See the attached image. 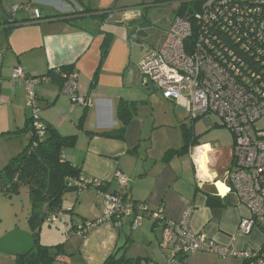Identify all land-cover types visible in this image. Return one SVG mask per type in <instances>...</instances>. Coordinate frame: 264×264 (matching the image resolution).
<instances>
[{
	"label": "crops",
	"instance_id": "1",
	"mask_svg": "<svg viewBox=\"0 0 264 264\" xmlns=\"http://www.w3.org/2000/svg\"><path fill=\"white\" fill-rule=\"evenodd\" d=\"M114 2L0 0V150L10 146L0 159L8 162L30 139L29 132L13 134L25 129L29 119L24 86L11 80L13 70L41 77L71 67L70 79L78 95L88 102L86 110L72 105L49 77L35 88L41 120L62 137L76 136L74 148L63 152L64 161L78 167L83 177L105 182L106 193L115 191L114 175L119 171L128 179L123 193L126 201L145 204L150 211L161 208L167 222H179L189 212L187 225L192 233L219 247L255 249L256 234L242 236L237 230L248 212L228 193L223 179L231 166L232 151L229 149L224 164L211 145L197 143L192 131L189 135L192 133L194 142H188V150L184 148L185 130V134L195 130L197 120H189L181 106L164 100L137 68L161 40L147 48L146 36L136 35L150 32L152 26L144 20L145 14L140 8ZM18 5L21 9L13 14L12 8ZM33 9L39 10L42 21H33ZM85 11L89 12L82 13ZM84 110L82 129H78ZM124 120L122 139L97 135L117 134ZM198 120L206 128L221 127ZM207 197L213 198L214 207L208 206ZM103 210L104 201L93 189L81 196L75 191L63 196L62 212L68 211L70 218L66 238L56 242L63 249L58 264H102L114 252L140 259V264H163L165 251L159 246L162 229L149 216L137 230H131L126 220L117 228L104 223L84 237L70 234L75 223L94 221ZM4 258L0 257V264H10V259ZM241 263L238 258L199 252L176 264Z\"/></svg>",
	"mask_w": 264,
	"mask_h": 264
},
{
	"label": "built area",
	"instance_id": "2",
	"mask_svg": "<svg viewBox=\"0 0 264 264\" xmlns=\"http://www.w3.org/2000/svg\"><path fill=\"white\" fill-rule=\"evenodd\" d=\"M190 1L196 7L190 11L191 17H175L160 44L137 68L164 100L181 106L189 120H216L231 133L232 162L223 179L228 193L248 212L238 223V233L249 236L256 229L262 236L260 246L245 250L219 247L188 229L189 212L179 222H167L161 208L150 211L145 204L126 201L123 193L128 179L119 171L114 175L113 193L104 191L103 181L81 178L74 182L78 196L95 190L104 201V210L94 221L75 223L73 233L84 237L104 223L117 228L126 220L131 230H137L149 216L162 229L159 246L165 251L163 264H176L199 252L238 258L243 264H264V133L255 128V122L264 116V0ZM20 9L14 6L12 13ZM33 15L40 18L39 10L33 9ZM222 34L234 43L232 48L221 44ZM240 52L255 60L259 73L244 63ZM11 80L23 84L30 126L36 137H43L46 125L40 118L35 88L44 80L27 77L19 68L13 70ZM61 92L72 105L88 106L72 79ZM58 214L52 215L50 222L62 217Z\"/></svg>",
	"mask_w": 264,
	"mask_h": 264
},
{
	"label": "trees",
	"instance_id": "3",
	"mask_svg": "<svg viewBox=\"0 0 264 264\" xmlns=\"http://www.w3.org/2000/svg\"><path fill=\"white\" fill-rule=\"evenodd\" d=\"M179 4V8L176 10L175 17L188 18L190 11L195 10V4L190 0H175ZM85 11L82 13H88ZM109 11L101 12V14L109 13ZM33 13V10H32ZM81 13V14H82ZM74 14V13H73ZM72 14V15H73ZM77 14V13H76ZM70 16V15H69ZM104 17L103 15L101 18ZM48 17H46L47 19ZM53 18V17H51ZM44 18L41 17L33 21H42ZM49 19V18H48ZM195 32V31H193ZM223 35V34H222ZM193 36H196L195 34ZM221 44L223 46L232 48L234 43L230 42L227 35H223ZM233 45V46H232ZM105 53H102L104 55ZM241 59L246 65L254 69L256 72H260L258 64L254 59L248 55L240 52ZM25 74V73H24ZM73 74L71 67L61 68L59 70L50 71L45 76L34 77L25 74L27 77L38 78L45 80L50 78V81L55 83L62 89L63 85L68 82ZM85 110L87 106L84 107ZM83 111L78 123L77 128L82 129L83 120L86 112ZM120 115L123 111L119 110ZM124 116V114H123ZM126 120L123 121V127L116 131L99 133L97 135L105 138H123V130L126 125ZM46 125V124H45ZM189 131V132H188ZM186 133L184 148L188 150L189 144L194 142V137L189 129ZM29 132L30 139L25 148L18 153L16 156L11 158L5 166L0 169V190L7 194L16 193L20 186H26L29 194L30 201V213L28 217V232L33 235L36 240V247L34 251L26 257L16 258V264H58L57 258L63 255L62 245H56L53 247H47L39 243V231L44 221L50 222V217L54 214L62 212V198L70 191H75L74 182H79L83 177L80 173V169L76 166L63 160V152L66 149L74 148L76 144V136L62 137L54 129L46 125L45 134L43 137H36L32 127L30 126L29 119L26 123L25 129L13 134H21ZM89 135H92L88 133ZM188 142H190L188 144ZM212 197H207V204L209 207H214ZM146 216V215H144ZM61 220V219H60ZM80 222H83L81 220ZM153 223H157L154 221ZM73 233V228L70 234ZM53 250L51 252L50 250ZM188 257V256H187ZM183 259V258H180ZM140 259L127 258L123 255H116L112 253L102 264H140ZM243 264V262L241 263Z\"/></svg>",
	"mask_w": 264,
	"mask_h": 264
},
{
	"label": "rangeland",
	"instance_id": "4",
	"mask_svg": "<svg viewBox=\"0 0 264 264\" xmlns=\"http://www.w3.org/2000/svg\"><path fill=\"white\" fill-rule=\"evenodd\" d=\"M116 3L127 4V6H133V8H140L145 14L144 20H147L149 25L152 26L146 38L143 39L147 48L153 47L161 40L165 31L174 20L176 10L179 8V4L175 0H115L114 4ZM27 111L29 113L28 109ZM184 122L188 127L191 125L187 118ZM211 123L219 125L216 120H213ZM255 128L260 134L264 133V116L255 122ZM192 133L197 138V143H208L211 145L216 150V156L220 158V162L224 163L229 149L232 151L233 147V136L227 129L218 126L206 128L200 120H197V122H195V130H192ZM9 147L10 146L6 144L5 147L0 150L1 158L6 154V150H8ZM15 155L17 154L15 153ZM6 162L7 161L0 159L1 169ZM66 194H68V192ZM29 213L30 201L26 186L22 185L16 193L10 194L0 190V238L14 229L27 232ZM69 214L68 211L59 213L58 215L63 218L61 221L58 217L56 221L52 223H48V219L44 221L38 235L41 245L42 243L45 244L44 242H54L53 245H45L53 249L57 244L56 242L66 238L68 231L67 226L70 218ZM252 234H256V244L258 245L255 249H257L262 242V236L256 229L253 230ZM52 249L50 251L53 252ZM0 255V257H6L4 259H10V264H16V258L8 255L2 256L5 254Z\"/></svg>",
	"mask_w": 264,
	"mask_h": 264
},
{
	"label": "water",
	"instance_id": "5",
	"mask_svg": "<svg viewBox=\"0 0 264 264\" xmlns=\"http://www.w3.org/2000/svg\"><path fill=\"white\" fill-rule=\"evenodd\" d=\"M149 31L137 33V36L145 37ZM36 247V240L29 232L14 229L0 238V253L23 258L31 254Z\"/></svg>",
	"mask_w": 264,
	"mask_h": 264
}]
</instances>
